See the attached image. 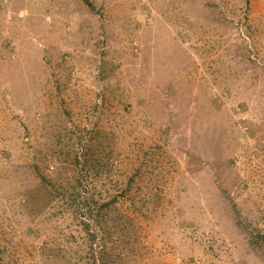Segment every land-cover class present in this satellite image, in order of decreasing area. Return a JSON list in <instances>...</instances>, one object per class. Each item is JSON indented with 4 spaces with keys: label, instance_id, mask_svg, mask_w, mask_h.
Masks as SVG:
<instances>
[{
    "label": "rangeland",
    "instance_id": "1",
    "mask_svg": "<svg viewBox=\"0 0 264 264\" xmlns=\"http://www.w3.org/2000/svg\"><path fill=\"white\" fill-rule=\"evenodd\" d=\"M0 264H264V0H0Z\"/></svg>",
    "mask_w": 264,
    "mask_h": 264
}]
</instances>
